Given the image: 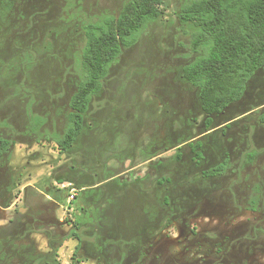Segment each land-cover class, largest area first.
<instances>
[{"label":"rangeland","instance_id":"1","mask_svg":"<svg viewBox=\"0 0 264 264\" xmlns=\"http://www.w3.org/2000/svg\"><path fill=\"white\" fill-rule=\"evenodd\" d=\"M127 1L0 0V264H264V67L207 129L191 0H162L59 152L84 26Z\"/></svg>","mask_w":264,"mask_h":264},{"label":"trees","instance_id":"2","mask_svg":"<svg viewBox=\"0 0 264 264\" xmlns=\"http://www.w3.org/2000/svg\"><path fill=\"white\" fill-rule=\"evenodd\" d=\"M164 11L162 0H128L117 17L84 26L82 77L69 100L66 129L57 140L60 153L67 152L81 135L92 98L100 92L122 48L132 47ZM178 20L191 28L190 48L195 54L182 68V77L198 89L209 129L211 116L241 101L249 80L264 67V0H191ZM260 122L264 124V114ZM9 148V141L0 138V159ZM223 170L220 165L210 174L218 176Z\"/></svg>","mask_w":264,"mask_h":264}]
</instances>
